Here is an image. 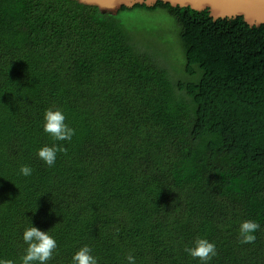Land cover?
Here are the masks:
<instances>
[{"label":"trees","instance_id":"1","mask_svg":"<svg viewBox=\"0 0 264 264\" xmlns=\"http://www.w3.org/2000/svg\"><path fill=\"white\" fill-rule=\"evenodd\" d=\"M160 8L180 68L121 16ZM49 108L71 141L43 131ZM53 144L50 167L37 151ZM244 220L260 225L250 243ZM32 223L57 241L48 264L85 244L98 264H199L197 237L216 244L208 264H264V23L162 0H0V259L21 264Z\"/></svg>","mask_w":264,"mask_h":264},{"label":"clouds","instance_id":"2","mask_svg":"<svg viewBox=\"0 0 264 264\" xmlns=\"http://www.w3.org/2000/svg\"><path fill=\"white\" fill-rule=\"evenodd\" d=\"M62 109H46L44 113L43 131L50 134L55 141H71L75 129L70 127ZM58 147L45 145L37 151L38 157L48 166H53L57 159ZM33 169L29 165H21L19 172L23 176L31 175ZM260 227L254 220H244L239 226V237L242 243L255 240L254 233ZM23 242L27 245L25 254L21 257V264H48L57 249V241L48 231L42 230L32 223L23 231ZM199 264H208L217 255L215 242L197 237L194 246L184 249ZM128 264H136V258L129 253L126 256ZM0 264H13L10 260L0 259ZM72 264H98V258L92 254V248L85 244L72 256Z\"/></svg>","mask_w":264,"mask_h":264},{"label":"water","instance_id":"3","mask_svg":"<svg viewBox=\"0 0 264 264\" xmlns=\"http://www.w3.org/2000/svg\"><path fill=\"white\" fill-rule=\"evenodd\" d=\"M80 3L96 5L103 12L116 14L122 6L136 4L154 5L158 0H77ZM173 6H190L196 10L208 9L214 18L242 16L250 25L264 23V0H162Z\"/></svg>","mask_w":264,"mask_h":264},{"label":"rangeland","instance_id":"4","mask_svg":"<svg viewBox=\"0 0 264 264\" xmlns=\"http://www.w3.org/2000/svg\"><path fill=\"white\" fill-rule=\"evenodd\" d=\"M128 19L129 23L141 29H150L156 37L151 35L153 42L157 45V53L165 58L167 64H174L177 68L181 67V52L179 51L178 37L176 35L175 22L173 17L165 9H158L153 12L135 9L132 12L121 14ZM150 35V34H149ZM141 36L147 37L148 34L141 33ZM172 71V70H171ZM173 72V71H172Z\"/></svg>","mask_w":264,"mask_h":264}]
</instances>
